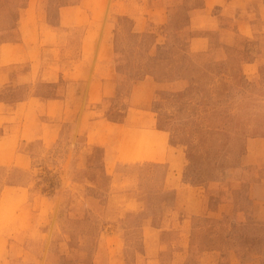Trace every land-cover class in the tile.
I'll use <instances>...</instances> for the list:
<instances>
[{
    "label": "rangeland",
    "instance_id": "1",
    "mask_svg": "<svg viewBox=\"0 0 264 264\" xmlns=\"http://www.w3.org/2000/svg\"><path fill=\"white\" fill-rule=\"evenodd\" d=\"M0 264H264V0H0Z\"/></svg>",
    "mask_w": 264,
    "mask_h": 264
},
{
    "label": "crops",
    "instance_id": "2",
    "mask_svg": "<svg viewBox=\"0 0 264 264\" xmlns=\"http://www.w3.org/2000/svg\"><path fill=\"white\" fill-rule=\"evenodd\" d=\"M80 6V5H79ZM70 7L68 5L66 6H62L61 9H60V12H59V17L61 20H65L67 19V15L70 14L71 15V19L72 18H77L78 15L80 14L79 10L77 9V7L75 8L76 9V12L73 14V12H69V9ZM105 40V39H104ZM78 48V49H76ZM84 49H85V45L82 44L81 47H71L68 51L69 52H79V55H80V62L77 66V69L81 70V83L80 85L83 86V81L85 80V75L87 74L88 72V69H89V61H83L82 57H83V54H84ZM101 53H105L106 56H108L109 54V48H108V45H106V42L104 44L101 45V47L98 49V56H101ZM69 65H73L72 62H69ZM68 68H70V66H66ZM93 74H92V81L91 82H96L97 84L99 83V81H101V85H103V89L101 90V92H112L111 90L115 89L114 86V80L112 79V66H111V62L110 61H107L106 59L105 60H97L94 65H93ZM103 77V78H102ZM68 84L70 85V82H73L71 78H68ZM153 83H161L160 80L156 79L155 77L153 76H146L144 78L141 79V83L139 85H146V86H152ZM90 86L92 89H94V93L98 92V86H96V84H92L90 83ZM100 90V89H99ZM69 89L67 88V91L65 92V95L67 93H69ZM135 92H136V85L134 84L133 86V89L131 90V98L134 97L135 95ZM83 93V88L80 89V94L82 95ZM91 89L89 91V99L91 97ZM106 94V93H105ZM82 97V96H81ZM148 112H155L157 113L155 110H141L140 112H136V113H139L140 116H149L150 117V114ZM133 117V114H132V110L130 109V105L129 107L126 109V112H125V115H124V120L125 121H119L117 119H114V118H111L109 119V122L110 123H113V125L115 127H118L119 124H123V126L125 125V127H127L130 123V119ZM156 120H154V124H151L150 128L152 129V131L156 132V134L160 135L162 138L165 137V143H166V152H165V156H167L168 152L170 151V148H169V145H170V139L168 140V137H169V134H166L168 133L167 129L163 128V127H160L158 125V114H156ZM168 142V144H167ZM171 146V145H170ZM232 255V254H231ZM234 255V254H233Z\"/></svg>",
    "mask_w": 264,
    "mask_h": 264
},
{
    "label": "trees",
    "instance_id": "3",
    "mask_svg": "<svg viewBox=\"0 0 264 264\" xmlns=\"http://www.w3.org/2000/svg\"><path fill=\"white\" fill-rule=\"evenodd\" d=\"M143 76H153V77H155L156 79H159V77H158L156 74L152 73V72H150V73H145ZM114 119H116V118H114Z\"/></svg>",
    "mask_w": 264,
    "mask_h": 264
}]
</instances>
